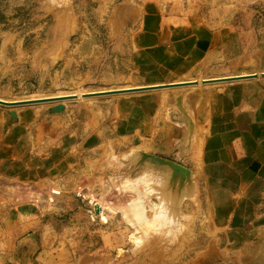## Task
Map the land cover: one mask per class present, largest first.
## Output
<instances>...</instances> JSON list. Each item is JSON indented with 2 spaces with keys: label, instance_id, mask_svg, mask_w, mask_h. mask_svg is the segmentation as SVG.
Instances as JSON below:
<instances>
[{
  "label": "crops",
  "instance_id": "obj_1",
  "mask_svg": "<svg viewBox=\"0 0 264 264\" xmlns=\"http://www.w3.org/2000/svg\"><path fill=\"white\" fill-rule=\"evenodd\" d=\"M167 15L152 6L126 31L122 47L131 71L127 85L118 87L192 81L220 60L240 56L226 76L252 73L244 64L251 58L245 48L250 40L244 45L234 19ZM12 87L0 86V99H16L7 96ZM124 94L102 107L93 103L97 108L82 121L48 112L45 104L0 106V264H139L124 254L129 233L124 238L106 224L110 214L93 220L86 202L87 217L55 219L59 199L75 194L78 182L87 183L92 163L107 151L136 162L139 151L168 156L192 169L198 231L185 250L158 264H264V76ZM123 195L116 189V204L125 203L118 198ZM159 202L147 204L148 217ZM183 206L174 209L180 218ZM161 209L160 218L171 221V210ZM115 214L120 228L131 226L123 211Z\"/></svg>",
  "mask_w": 264,
  "mask_h": 264
},
{
  "label": "rangeland",
  "instance_id": "obj_2",
  "mask_svg": "<svg viewBox=\"0 0 264 264\" xmlns=\"http://www.w3.org/2000/svg\"><path fill=\"white\" fill-rule=\"evenodd\" d=\"M152 6L168 14L167 16L196 13L217 22L234 19V25L239 29L244 45L250 40L249 46L245 45V48L250 49L251 58L244 64L250 72L260 74L258 77H261L264 71V0H0V86H13L12 93L7 96L18 95L16 99H11L15 105L23 101H32L37 105L45 104L43 107L48 112L63 114L68 117L66 120L73 117L82 121L97 108L93 103L102 107L118 94H112L110 91L104 95L99 92H83V97L76 102L74 99H64V96L74 94L58 96L56 90L92 87L91 91H95L128 83L125 81L131 71L130 56L122 47V44L126 43V31L136 28L134 21L151 12ZM247 16L248 24L245 23ZM246 57L247 55L245 60ZM240 58L220 60L204 72L205 74L196 75L198 80L195 81L201 85L204 78L228 75L232 72V62L243 59ZM159 78L167 80L169 77L161 75ZM95 93L97 95H94ZM121 94L124 93L119 95ZM180 102L181 96H178L179 109L186 115ZM8 106L4 107L10 108ZM192 135L193 130L188 143ZM125 148L130 149L129 146ZM113 153V160L102 158L92 163L89 168L90 178L87 181L84 179V182H90L88 186L95 193L101 191V186L109 185L106 179L113 175L133 181L149 176L156 185L161 184L162 173L159 168L162 164L154 165L147 156L142 155L150 153L137 152V162L136 158L130 157L121 160L117 157L116 160V152ZM161 157L176 161L168 156ZM178 163L189 170L192 179V169ZM1 189L3 183L0 184ZM186 190L184 187L179 191L180 202L176 205L177 208L184 205L183 217H179L180 211L177 209L171 214V221L169 215L160 218L163 210L153 207V219L160 218L159 230L139 247L128 241L124 252L128 255L127 259H136L139 264H147L148 260L158 264L178 250H185L190 236L195 230L198 231V228H195L194 207L199 201L195 182L193 184L190 180V193ZM147 192L146 200L153 206L160 196L154 195L152 189ZM114 193L116 197V191ZM134 195L126 193L122 198H118L125 202ZM86 202L85 198L77 193L59 199V206L54 212L55 219L67 222L69 215L74 213L87 217L90 207L86 206ZM118 218L115 213H111L106 224L121 229L125 238L130 233V227L120 228L115 223ZM174 219L175 225L172 224Z\"/></svg>",
  "mask_w": 264,
  "mask_h": 264
},
{
  "label": "bare ground",
  "instance_id": "obj_3",
  "mask_svg": "<svg viewBox=\"0 0 264 264\" xmlns=\"http://www.w3.org/2000/svg\"><path fill=\"white\" fill-rule=\"evenodd\" d=\"M249 15L250 14H248V16ZM248 16L245 21V23L247 24H248ZM248 43L249 42H247V44ZM250 74H256V77L260 76V74H257L255 72H252ZM244 75H249V74H244ZM261 76H262V73H261ZM215 78H218V77H215ZM192 79L194 80L187 81V82H196V83L185 84L181 86L197 85L199 83L195 81V80H198V76H194L192 77ZM208 79H212V78H204L202 82L209 83L208 81H204ZM124 85H127V84H124ZM130 88H135V87L134 86H122V87H115V88L105 87V89H97L95 91H91L93 89L92 87H87V88L78 87L76 89L68 90V91L63 90V89H57L56 94L59 95V94L65 93L66 91L67 92L66 95H69V94L76 95V98L74 100L78 102L83 97L82 96V94H84L83 92L101 93L105 91L130 89ZM166 88L168 87H164L162 89H166ZM134 92H138V91H126L125 93H134ZM114 94H120V92H116ZM2 101H5L6 103L14 102L13 100H2ZM27 105L37 106L36 103H27V104L21 103L19 105H9V106L0 104V106H8L10 108L27 106ZM186 118L189 119L188 116H186ZM190 121L191 120H189L188 122ZM190 124L192 125V121ZM192 129H193V125H192ZM188 138H189V132H188ZM106 154L107 155L104 154L102 158H107V161L115 159V154H112V151H107ZM117 157L118 156H116V160H117ZM156 164H160V163H157L154 161V165ZM159 169L161 170V173H162L161 174L162 182L159 185H156L152 181V178L149 176L140 177L137 180L133 181V179H130V178L121 179L119 175H113V176H110L109 179L108 178L106 179V182L109 183V185L101 186L100 193L92 192L91 187L88 186L89 184L83 183V182L81 183L78 182L76 184L75 192L78 195L87 198V204L90 205V207L93 210V211H89L90 213L89 215L91 216V219L93 220H95L96 218H99L100 221H105L108 214L115 213L118 209L123 211L124 216L128 220L129 224H131L130 233L128 234V239L133 244H135L137 247H139L151 235L158 232L159 230L158 226L160 225V222H157L155 219L148 217L146 213L148 210V208L146 207L148 204V200H146L148 198L147 191L152 189V192H156L155 194L160 196L159 198L160 208H163L164 206L167 209H170L171 214H172L174 212L173 207H176V205L180 202L179 191L185 187L187 188L186 190L187 193H190L191 192L189 191L190 180H192L194 184L193 178L191 179L190 174H188L189 172L188 169L183 168L180 165L179 166L162 165L160 166ZM116 189L118 192H122V194H126L129 192H135V195L131 199L130 198L127 199L124 204L123 203L116 204V202L114 201V198H115L114 191H116ZM52 192L59 193L60 188L53 186Z\"/></svg>",
  "mask_w": 264,
  "mask_h": 264
},
{
  "label": "water",
  "instance_id": "obj_4",
  "mask_svg": "<svg viewBox=\"0 0 264 264\" xmlns=\"http://www.w3.org/2000/svg\"><path fill=\"white\" fill-rule=\"evenodd\" d=\"M262 76H264V72L262 73ZM256 74H249V75H239V76H221L218 78H212V79H208V80H204V81H208V82H227V81H233V80H239V79H249V78H255ZM192 83H196V82H178V83H167V84H159V85H149V86H139V87H135V88H130V89H119V90H113L110 91V93L114 94L116 92H120V93H125L126 91H147V90H152V89H161L164 87H176V86H181V85H185V84H192ZM103 93H109V91H105V92H101V94ZM94 95H97L96 93ZM64 99H75L76 95L73 96H64ZM21 103V102H20ZM22 103H35L32 101H23ZM0 104L3 105H15L14 102H10V103H6L5 101L0 100ZM18 104V103H16ZM192 134V125L189 122V138ZM143 156H147L148 160L151 162H157L160 163L162 165L165 166H172V165H177V166H182L183 168H185L183 165L179 164L176 161H173L171 159H167L158 155H153V154H142ZM187 169V168H186ZM187 171V170H186ZM189 171V170H188ZM189 174V172H188Z\"/></svg>",
  "mask_w": 264,
  "mask_h": 264
}]
</instances>
